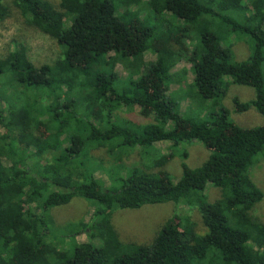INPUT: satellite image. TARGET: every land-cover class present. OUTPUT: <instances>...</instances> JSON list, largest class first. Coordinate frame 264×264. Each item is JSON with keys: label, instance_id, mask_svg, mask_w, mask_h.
<instances>
[{"label": "trees", "instance_id": "trees-1", "mask_svg": "<svg viewBox=\"0 0 264 264\" xmlns=\"http://www.w3.org/2000/svg\"><path fill=\"white\" fill-rule=\"evenodd\" d=\"M11 3L59 52L41 65L22 44L0 56V264H264V224L252 213L263 192L249 175L264 159V123L241 128L218 107L230 84L246 86L254 98L235 101L236 110L254 108L264 119V0ZM7 12L0 0V20ZM232 35L251 41L247 60L231 61ZM112 53L154 60L122 78L108 63L118 58ZM182 62L190 65L188 86L212 103L209 122L184 117L168 92L170 71ZM133 108L152 125L117 119ZM192 142L210 154L197 168L182 162L174 182L121 164L135 149L177 151ZM103 146L115 161L108 167L92 154ZM207 185L221 191L219 200L208 201ZM74 198L91 203L87 221L57 225L51 210ZM169 202L196 209L205 233L180 215L149 244L119 239L115 210Z\"/></svg>", "mask_w": 264, "mask_h": 264}, {"label": "rangeland", "instance_id": "rangeland-1", "mask_svg": "<svg viewBox=\"0 0 264 264\" xmlns=\"http://www.w3.org/2000/svg\"><path fill=\"white\" fill-rule=\"evenodd\" d=\"M51 4L56 5L57 0H47ZM3 4L7 8V16L0 20V56L6 55L19 44L24 45L30 59L36 65L50 63L57 57L59 47L57 41L40 33L39 31L30 29L26 26L19 11L12 6L11 0H3ZM231 44V61L242 62L248 59L252 53V43L248 37L244 35H232L228 38ZM20 56V53H18ZM118 57L116 61H109L114 70L122 77H127L131 72L138 73L142 70L144 63L154 60L150 54L142 55L140 60H132L126 56ZM104 63V58H101ZM171 81L168 83V92L173 93L178 102L179 112L186 118L194 121L209 122V114L213 111L211 101L202 100L199 95L188 85L192 80L190 65L179 63L171 69ZM137 77V74L134 75ZM254 98V90L252 88L230 84L228 86L225 97L219 101V109L225 111L228 118L241 128H256L264 123L263 117L254 108H249L244 112H238L235 107V101L246 103ZM117 119L130 120L136 123L150 126L152 121L143 118L139 114L138 108L130 111L118 110ZM156 150H148L147 154H143L142 149H135L129 154L122 157L121 164L126 169H138L144 172L167 174L174 182L181 176V163L185 162L190 168H197L205 162L209 156V150L198 142H192L179 146L177 151L169 149V144H158ZM187 152L186 159L180 157L182 150ZM95 159L101 161L105 167L115 163V161L107 154L106 148L98 147L92 152ZM142 155V156H141ZM165 156L166 161L162 166L153 165L152 162L158 156ZM260 157V156H259ZM258 158V157H257ZM251 174L249 175L255 185L263 192V199L253 208V215L264 224V159H259L253 165ZM128 171V170H127ZM106 186L114 189V185L104 173H97ZM206 196L209 202H215L221 198V191L211 185L206 187ZM91 203L80 198H74L68 204L59 206L51 210V215L55 223L59 226L68 223H75L80 220L87 221ZM188 215L193 224V230L202 235L205 233V227L196 209L187 210L181 204L164 203L154 205H144L138 208L117 209L111 215L112 225L119 237L124 243L149 244L152 242L158 231L163 226L174 225L175 216ZM180 228L187 229L186 225L181 222ZM68 231V230H67ZM84 239V236L80 237ZM41 263V260L39 261Z\"/></svg>", "mask_w": 264, "mask_h": 264}]
</instances>
